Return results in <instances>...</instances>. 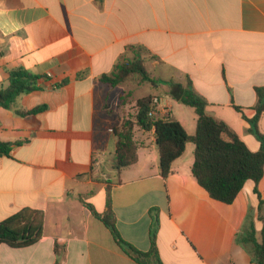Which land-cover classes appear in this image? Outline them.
<instances>
[{"label":"crops","instance_id":"0c3cea01","mask_svg":"<svg viewBox=\"0 0 264 264\" xmlns=\"http://www.w3.org/2000/svg\"><path fill=\"white\" fill-rule=\"evenodd\" d=\"M130 46L143 48L152 78L170 82L148 84L160 116L167 110L195 133L194 110L169 95L191 80L207 113L259 150L243 115L255 116V89L264 86V0H0V91L11 70L24 69L39 77V89L20 96L16 108L45 106L25 117L0 108V140L21 142L0 156V222L24 208L44 214L38 243L0 245V264H138L87 207L102 214L108 192L118 233L140 252L150 249L157 210L164 264H256L252 246L236 241L248 216L261 240L252 181L232 204L210 199L191 173L192 143L164 179L153 131L136 130L137 163L115 168L112 129L124 118L100 103L99 78L120 57H133ZM258 130L264 134V113ZM259 192L264 201V176Z\"/></svg>","mask_w":264,"mask_h":264},{"label":"trees","instance_id":"16d2710c","mask_svg":"<svg viewBox=\"0 0 264 264\" xmlns=\"http://www.w3.org/2000/svg\"><path fill=\"white\" fill-rule=\"evenodd\" d=\"M127 49L133 52V57L129 58L125 55L120 57L112 71L99 78L103 85L116 88L133 77H139V86L149 84L151 87H157L162 83H170L150 76L145 66L143 48L130 46ZM38 80V76L24 69L11 70L7 87L0 91V108L12 110L22 117L45 110V106L27 111L16 108L20 96L39 89ZM255 92L257 104L252 119L245 117L241 108L235 106V109L242 113L244 120L250 124V132L260 142L258 151H251L230 126L207 113V101L196 92L191 80H187L185 88H181L180 91L173 90L169 95L194 110L196 128L193 135H189L182 124L170 115L171 113L167 116L151 115V112L158 107L155 99L159 100V96L154 94H147L137 99L134 113L116 125L112 133L116 138L114 166L118 171L137 163L138 144L135 140V131L141 130L145 133L154 132L160 173L164 179L170 175L174 161L183 155L186 145L192 143L194 162L191 173L210 199L227 205L232 204L246 182L252 181L254 193L259 200L258 218L263 223L261 240L256 241L254 223L248 216L244 225L245 235L238 233L236 241L244 247L247 243L250 244L252 250L249 253L252 261L256 264H264V201L259 192V183L264 176V134L258 130V121L264 113V86L257 87ZM20 144L21 142L12 144L0 140V156L9 157L13 147ZM107 195L106 208L102 214L96 213L90 205L87 207L110 230L116 244L138 264H164L157 247L159 225L157 210L150 212V249L148 252H140L125 242L118 233L109 192ZM43 227L42 211L21 209L0 222V245L5 244L14 249L33 246L42 238ZM56 254L58 255L57 250ZM54 264H59V259Z\"/></svg>","mask_w":264,"mask_h":264},{"label":"rangeland","instance_id":"374dc122","mask_svg":"<svg viewBox=\"0 0 264 264\" xmlns=\"http://www.w3.org/2000/svg\"><path fill=\"white\" fill-rule=\"evenodd\" d=\"M139 77L129 78L124 83L116 88H109L105 86V99L100 103H105L108 108V102L115 108V111L122 115V118L131 116L135 111V102L137 99L152 92L153 89L148 85H138ZM109 95V98H108ZM116 105V106H115ZM186 112H193V109L183 105ZM193 146V144H191Z\"/></svg>","mask_w":264,"mask_h":264},{"label":"built area","instance_id":"2783aa9c","mask_svg":"<svg viewBox=\"0 0 264 264\" xmlns=\"http://www.w3.org/2000/svg\"><path fill=\"white\" fill-rule=\"evenodd\" d=\"M155 103L158 104V103H159V100L155 99ZM157 109H158V108H157ZM157 109L154 110V111H152V112H151V115H153V116H160V114L157 112ZM168 114H169V112H167V110H166L163 116H167ZM97 155H98V154L94 152V154L92 155V158H93L94 160H97Z\"/></svg>","mask_w":264,"mask_h":264}]
</instances>
